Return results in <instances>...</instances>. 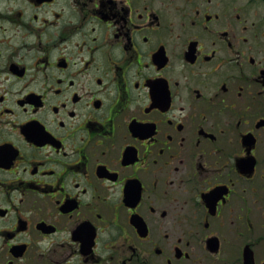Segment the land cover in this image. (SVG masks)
Here are the masks:
<instances>
[{"label": "flooded vegetation", "instance_id": "flooded-vegetation-1", "mask_svg": "<svg viewBox=\"0 0 264 264\" xmlns=\"http://www.w3.org/2000/svg\"><path fill=\"white\" fill-rule=\"evenodd\" d=\"M0 264H264V0H0Z\"/></svg>", "mask_w": 264, "mask_h": 264}]
</instances>
